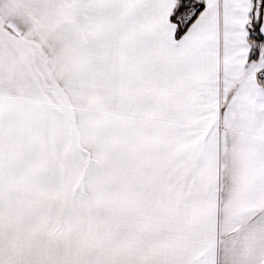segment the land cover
<instances>
[{
  "label": "snow or ice",
  "instance_id": "1",
  "mask_svg": "<svg viewBox=\"0 0 264 264\" xmlns=\"http://www.w3.org/2000/svg\"><path fill=\"white\" fill-rule=\"evenodd\" d=\"M0 264H264V0H0Z\"/></svg>",
  "mask_w": 264,
  "mask_h": 264
}]
</instances>
